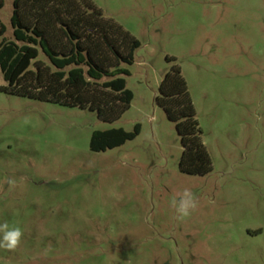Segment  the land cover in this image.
<instances>
[{
  "label": "rangeland",
  "instance_id": "1",
  "mask_svg": "<svg viewBox=\"0 0 264 264\" xmlns=\"http://www.w3.org/2000/svg\"><path fill=\"white\" fill-rule=\"evenodd\" d=\"M88 1L141 43L124 66L134 101L109 123L0 91V223L23 231L0 264H264V0ZM13 3L0 11L9 39ZM168 59L188 83L210 175L180 171L181 138L156 102ZM137 125L134 141L91 150L94 132ZM185 188L198 207L178 219L171 200Z\"/></svg>",
  "mask_w": 264,
  "mask_h": 264
},
{
  "label": "trees",
  "instance_id": "2",
  "mask_svg": "<svg viewBox=\"0 0 264 264\" xmlns=\"http://www.w3.org/2000/svg\"><path fill=\"white\" fill-rule=\"evenodd\" d=\"M11 27L0 19V91L72 108L90 109L101 120L113 123L131 109L133 92L125 77L141 43L122 26L106 18L88 0H14ZM5 0H0V11ZM44 55L47 62L41 60ZM173 63L164 77L156 102L176 124L183 154L180 171L192 176L213 172L211 156L188 83ZM123 128L94 132L91 150L107 152L134 141Z\"/></svg>",
  "mask_w": 264,
  "mask_h": 264
},
{
  "label": "clouds",
  "instance_id": "3",
  "mask_svg": "<svg viewBox=\"0 0 264 264\" xmlns=\"http://www.w3.org/2000/svg\"><path fill=\"white\" fill-rule=\"evenodd\" d=\"M6 183L10 187L16 186V180L9 178ZM171 206L175 209L178 219H183L191 215L198 207V199L194 193L185 188L178 196H175L171 200ZM23 236V231L19 226H11L8 222L0 223V249L7 251L16 250Z\"/></svg>",
  "mask_w": 264,
  "mask_h": 264
}]
</instances>
